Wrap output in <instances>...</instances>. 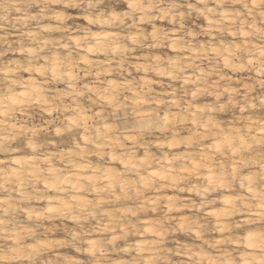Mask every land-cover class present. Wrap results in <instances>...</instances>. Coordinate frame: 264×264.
I'll return each mask as SVG.
<instances>
[{"label":"clouds","instance_id":"obj_1","mask_svg":"<svg viewBox=\"0 0 264 264\" xmlns=\"http://www.w3.org/2000/svg\"><path fill=\"white\" fill-rule=\"evenodd\" d=\"M0 264H264V0H0Z\"/></svg>","mask_w":264,"mask_h":264}]
</instances>
